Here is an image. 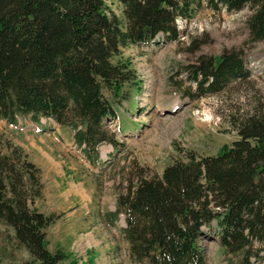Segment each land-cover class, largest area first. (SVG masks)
Masks as SVG:
<instances>
[{
  "label": "trees",
  "instance_id": "trees-1",
  "mask_svg": "<svg viewBox=\"0 0 264 264\" xmlns=\"http://www.w3.org/2000/svg\"><path fill=\"white\" fill-rule=\"evenodd\" d=\"M106 1L122 6L125 20L107 13ZM209 9L237 12L248 6L252 42L264 41V0H205ZM202 0H0V121L68 128L82 158L94 170L99 148L120 143L107 128L115 111L103 91L118 97L133 82L129 61L115 60L133 45L161 35L176 41L175 20L191 19ZM192 100L220 93L250 77L239 50L215 64L200 57L189 67ZM41 120L45 122L41 123ZM238 139L215 156L188 152L160 176L140 174L116 197L111 226L123 215V238L134 264H207L201 240L208 234L233 264H250L264 253V107L230 121ZM46 126V127H44ZM98 182V177L95 174ZM40 170L24 150L0 133V224L36 264L66 260L48 249L46 229L61 215H44ZM71 264H76L72 261Z\"/></svg>",
  "mask_w": 264,
  "mask_h": 264
},
{
  "label": "rangeland",
  "instance_id": "rangeland-1",
  "mask_svg": "<svg viewBox=\"0 0 264 264\" xmlns=\"http://www.w3.org/2000/svg\"><path fill=\"white\" fill-rule=\"evenodd\" d=\"M105 3L107 13L124 24L122 6L116 1ZM251 13L248 6L237 12L223 7L213 11L202 0L191 19L175 21L179 33L176 41H166L159 35L154 43L121 49L115 60L129 61L135 78L124 85L118 97L103 91L116 114L115 122L110 120L106 125L120 144L117 150L108 144L99 148L100 164L92 173L97 175L99 187L110 189L116 199L118 194L126 193L127 186L136 184L140 174L160 176L166 165L184 158L188 152L215 156L223 146L230 147L238 139L230 121L264 107V41L250 40L246 21ZM226 50L242 52L249 79L236 81L218 94L190 99L185 93L193 92L195 87L189 80V67L202 56L213 58L217 64ZM0 133L14 143L10 139L14 128L0 122ZM58 135L64 142L71 139L65 127ZM44 140L45 143H38L61 148L50 136H44ZM65 152L75 159L79 156L73 147L66 146ZM119 224L124 225L122 216ZM46 231L54 247L52 228ZM94 237L108 242L114 239L120 247L103 254L97 252V260L101 257L99 264H127V249L118 233L106 230ZM209 237L213 235L201 240L207 264L238 262L237 256H226L218 241ZM261 255L260 260L252 257L250 264H264V253ZM75 256H66L59 264H86L83 258L87 254ZM0 264H36L15 244L13 232L2 224Z\"/></svg>",
  "mask_w": 264,
  "mask_h": 264
},
{
  "label": "crops",
  "instance_id": "crops-1",
  "mask_svg": "<svg viewBox=\"0 0 264 264\" xmlns=\"http://www.w3.org/2000/svg\"><path fill=\"white\" fill-rule=\"evenodd\" d=\"M42 122L45 121L41 120ZM19 124L18 127L9 126L14 128L10 139L24 150L28 160L40 170L43 184V196L35 202V206L46 216L61 215L60 219L50 226L52 238L55 240L54 247L46 234L49 251L61 249L67 257L87 254L88 256L83 258L86 264H99L101 257L97 260V252L103 254L108 250L120 249L114 239L108 242L103 238L94 237L95 234L106 233L108 230L111 234L118 233L123 239L122 246L127 249V264L132 263L129 244L121 233L123 226L119 224L120 215L118 222L113 226L106 219L108 213L115 211V195L110 189L99 187V182L85 162L65 152L66 146L73 144L72 132L67 128L71 139L64 142L58 135L61 134L62 126L53 123L51 130L42 131V127L31 123ZM37 128L42 132L36 133ZM44 136H50V140L61 148L56 150L51 144H39L38 141L45 143Z\"/></svg>",
  "mask_w": 264,
  "mask_h": 264
}]
</instances>
